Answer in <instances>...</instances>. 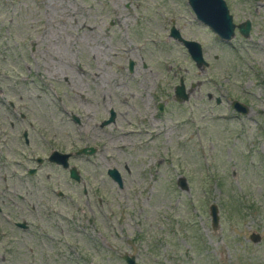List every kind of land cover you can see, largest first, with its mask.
Segmentation results:
<instances>
[{"label": "rangeland", "instance_id": "rangeland-1", "mask_svg": "<svg viewBox=\"0 0 264 264\" xmlns=\"http://www.w3.org/2000/svg\"><path fill=\"white\" fill-rule=\"evenodd\" d=\"M224 2L233 22L249 21L248 37L219 40L186 0H0V157L16 159L22 113L31 137L17 150L70 152L80 174L0 167V264H126L123 253L137 264H264V0ZM171 20L206 67L168 36ZM179 78L184 102L173 99ZM233 98L249 112H233ZM83 145L97 151L74 155ZM21 219L28 229L13 226Z\"/></svg>", "mask_w": 264, "mask_h": 264}, {"label": "water", "instance_id": "water-1", "mask_svg": "<svg viewBox=\"0 0 264 264\" xmlns=\"http://www.w3.org/2000/svg\"><path fill=\"white\" fill-rule=\"evenodd\" d=\"M187 4L189 5L190 9L192 10L196 19L204 24H206L213 33L217 36V38L223 42L229 41L233 36V23L231 21V15L228 13L226 4L224 0H186ZM239 33L247 37L248 30H249V22L246 20L243 23L237 26ZM169 36L172 38L177 39L185 48L186 52L188 53L190 59L193 61L195 67L200 68L204 66L206 63L202 57L201 48L198 42L194 40H187L179 37L176 34V31L171 28ZM128 68H131V62L128 63ZM263 85H264V78H263ZM173 98L174 100L181 102L186 99V93L184 92L183 84L181 79L179 80L178 84L174 87L173 90ZM215 102H219V99L216 98ZM230 105L232 109L235 111L236 114H246L248 111V107L243 103L239 102L238 100H231ZM158 109L161 110V106H158ZM264 113V108H263ZM113 112H110L109 118L102 122L101 125H106L112 121ZM85 149L81 148L77 150V154L84 152ZM92 152L90 148L87 152L88 154ZM57 156L59 159L57 160ZM67 157L68 154H59L56 151H53L51 155L48 157L50 161H59V163L66 168L67 164ZM107 176L116 183L117 186H121V178L119 172L114 168H107L106 170ZM68 175L71 179L77 181L79 179L76 169L71 166L68 169ZM177 185L181 189H186L185 179L183 177H179L177 179ZM208 215L210 217L211 227L214 229L217 226L218 221V214H217V207L214 203L209 204L208 206ZM17 226L23 227L22 223H15ZM249 239L252 242H256L259 239L258 234H250ZM122 259L126 264H137L134 260L132 255H127V253H123L121 255Z\"/></svg>", "mask_w": 264, "mask_h": 264}, {"label": "flooded vegetation", "instance_id": "flooded-vegetation-1", "mask_svg": "<svg viewBox=\"0 0 264 264\" xmlns=\"http://www.w3.org/2000/svg\"><path fill=\"white\" fill-rule=\"evenodd\" d=\"M186 3H187V1H186ZM187 5H188V4H187ZM188 7H189V5H188ZM189 9H190V7H189ZM190 11L192 12L191 9H190ZM192 14H193V12H192ZM193 16H194V14H193ZM194 18L196 19L195 16H194ZM196 21L199 22L200 24L204 25L206 28H209L206 24H204V23L198 21L197 19H196ZM231 21H232V18H231ZM244 21H246V19L243 20V21H240V22H238V23H235V22L232 21V23H233V25H234V27H233V36H232V38L235 36V33L241 35V34L239 33V31H238L237 26H238L239 24L243 23ZM247 21H248V20H247ZM173 22H174V20H171V23H170L169 28H168V36H169V33H170V29L173 28V29L176 31V34H177L179 37H181V38H183V39H186V38H184V37L181 36L180 29H179L178 27H176V26L174 25ZM248 22H249V21H248ZM209 30H210L211 32H213L210 28H209ZM249 30H250V24H249ZM249 30H248V36H249ZM241 36H242V35H241ZM248 36H247V37H248ZM169 37H170V36H169ZM242 37H244V36H242ZM170 38H172V37H170ZM232 38H231V39H232ZM244 38H246V37H244ZM172 39H174V40H176L177 42L180 43V41H178L177 39H175V38H172ZM231 39H230V40H231ZM187 40H191V39H187ZM230 40H229V41H230ZM229 41H227V42H229ZM180 44H181V43H180ZM181 45H182V44H181ZM199 45H200V44H199ZM182 46H183V45H182ZM200 48H201V46H200ZM201 52H202V51H201ZM202 57H203V56H202ZM203 59H204V58H203ZM204 61H205V60H204ZM205 63H206V64H205L204 66L206 67L208 63H207V61H205ZM131 66H132V64H131ZM127 68H128V65H127ZM200 68H201V67H200ZM128 70H131V68H130V69L128 68ZM263 78H264V77H263ZM263 78H262V83H263ZM180 79H181V78L178 79V82H179ZM181 81H182V79H181ZM182 84H183V81H182ZM175 86H176V85H175ZM175 86H174V87H175ZM263 86H264V85H263ZM191 87H192V86H191ZM183 88H184V92L186 93V99H185L184 101H186L187 98H188V96H189V94H190V89H189V88H185L184 84H183ZM173 90H174V88H173ZM173 95H174V94H173ZM206 97H207L208 99L211 98V96H210L209 93L206 94ZM173 99H174V98H173ZM231 100H234V98L231 99ZM231 100H230V102H231ZM235 100H237V99H235ZM175 101H176V100H175ZM184 101H183V102H184ZM238 101L241 102V103H243L244 105H246L244 102H242V101H240V100H238ZM176 102H178V101H176ZM181 102H182V101H181ZM230 102H229V107H230V109H231L233 112H235V111L232 109V107H231V105H230ZM246 106H247V105H246ZM247 107H248V111H247V112H249V106H247ZM263 108H264V106H263ZM263 108H262V112H263ZM158 110H159V109H158ZM110 112H113V110H111V109L108 110L106 117L103 118V119L99 122V125H101L103 121H105L106 119L109 118ZM14 113H15V112H14ZM13 117L15 118V114H13ZM114 118H115V113L113 112V118H112V121H110V123L113 122ZM25 119H26V118H25V115H24V114H22V113H19V114H18V121L21 120V121H22V125H20V126L17 128V130H16V132H17V135L15 136V138L17 139V145H16V148L11 150L12 153H13V155L16 157V159H15V160H12V161H8V160H5L4 158L0 157V167H2L4 170H6L9 166L23 167V169H25V173H26L27 175H34V174H36L37 169H38L39 167H41L42 164H44V165H48V167H50V168L52 167V169H59L60 171L64 172L68 178H70L69 175H68V169H69L71 166H73V165H71V164L69 163V160H70V158H71V157H70V156H71V153H70V152L60 151V150H57V149H55V148H48L47 151L43 152L41 156H33V158H26V156H25L23 153H21L20 151L17 150V148H19L21 145H24V146L29 145V139H30L29 137H31V134H30V132H28V130H27L26 127H23V126L25 125V123L23 122ZM108 124H109V123H108ZM27 125L31 127V125H29L28 122H27ZM9 126L12 127V126H13V122H12V123L10 122ZM3 127H4V126H3V123L0 122V147L7 148V147H9V143L7 142L8 139H6V138H7V133L5 132V130H4ZM31 128H32V127H31ZM18 131H19V133H18ZM11 139H12V138H11ZM47 147H50V146H47ZM81 148H84L85 151L82 152V153H80V154H77V153H76L77 150H79V149H81ZM90 148L92 149V152L88 154L87 152L89 151ZM77 150L73 151V154H74V155H78V156L83 157V158L86 157V156H89V155H91V154H94V152L97 151L96 148H95L94 146H91V145H83V146L79 147ZM53 151H56V152L59 153V154H68V157H67V164H68V166H67L66 168H64V167L59 163V161H55V160H54V161H50V160H48V157L51 155V153H52ZM0 153H1V151H0ZM85 155H86V156H85ZM1 158H2V159H1ZM58 159H59V156H57V160H58ZM7 161L10 162V163H7ZM27 162H34L35 165H33V166H26ZM73 167H74V166H73ZM74 168H75V167H74ZM10 169H11V168H10ZM75 169H76V168H75ZM106 170H107V169H106ZM76 171H77V169H76ZM77 174H78V177H79V179H78L77 181H75V180H73V179H71V178H70V179L78 183V182L80 181V174H79L78 171H77ZM9 176H10V177H17L16 174H14V173H9ZM2 178H4V176H3ZM43 187H44V186H43ZM56 195L60 197V196L62 195V193H61L60 191H57V192H56ZM15 223H22L24 226H23V227H21V226H17ZM13 226H15L16 228H19V229H21V230H26V229H28V227H29V225L27 224V222H26L25 220H23V219H21L20 221H14V222H13Z\"/></svg>", "mask_w": 264, "mask_h": 264}]
</instances>
